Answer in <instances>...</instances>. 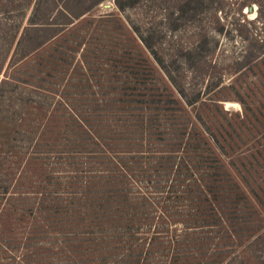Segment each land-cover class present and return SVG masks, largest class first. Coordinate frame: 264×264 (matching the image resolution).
Segmentation results:
<instances>
[{"label":"trees","instance_id":"trees-1","mask_svg":"<svg viewBox=\"0 0 264 264\" xmlns=\"http://www.w3.org/2000/svg\"><path fill=\"white\" fill-rule=\"evenodd\" d=\"M178 1L176 12L165 14V20L172 21L174 14L177 21L194 20L200 0ZM244 1L260 6L258 0ZM138 2L115 0V5L123 11ZM10 11L7 4L0 5L1 17ZM66 12H59L66 18L63 28L82 15ZM3 22L0 18V49L5 51L16 35ZM52 28L48 23L25 26L14 55L22 60L40 48L49 39L37 42L36 37ZM133 30L174 93L147 86L149 74L143 70L137 92L120 93L103 107L108 114L75 115L80 141L75 163H66L75 168V176L57 191H48L55 181L43 179V185L25 193L9 181L11 173L1 175L7 179L0 177V254H13L17 242L27 250L29 244L34 247L38 239L50 237L48 231L58 230L75 235V264H226L237 260L241 247L260 238L255 236L259 229L252 227L256 210L247 195L260 191L264 195L248 179L254 170L249 162L263 158L264 149H238L249 136L247 112L233 118L221 113L218 120L209 116V121L207 110L215 106V99L211 96L207 107L201 95L207 94L208 86L192 81L198 67L212 62L217 42L201 30L186 41L172 39L164 52L155 31ZM244 40L248 41L244 55L248 68L256 69L264 61V40ZM3 66L0 63V73ZM196 104L199 108L190 117L183 105ZM86 142L92 148L81 145ZM225 159L241 182L227 169ZM69 185H75V195ZM6 218L31 219L27 235L8 241ZM87 247L95 249L82 251ZM84 253L90 254L85 258Z\"/></svg>","mask_w":264,"mask_h":264},{"label":"rangeland","instance_id":"rangeland-1","mask_svg":"<svg viewBox=\"0 0 264 264\" xmlns=\"http://www.w3.org/2000/svg\"><path fill=\"white\" fill-rule=\"evenodd\" d=\"M127 1L120 0L121 4ZM175 3L179 1L140 0L133 8L121 11L115 0H0V5L7 4L11 9L3 17L0 14V18L16 35L7 50L0 49V63L4 64L0 73L2 179L7 178L1 175L11 173L9 181L25 193L43 185V179H50L56 184L48 191H57L69 184L68 177L75 176V168L66 164L67 160L75 163V146L80 141L75 134V115L108 114L103 107L117 100L120 93L125 95L128 89L137 92L143 70L149 74L147 86L174 93L133 27L143 34L155 31L164 52L172 39L186 41L201 30L212 37L217 43L210 67L200 66L201 71L198 67L192 80L202 88L208 86L207 94L201 95V101L207 100V107L213 101H209L211 96L215 99V106L208 107L207 119L210 121V116L218 120L221 113L233 118L247 112L249 136L239 143L238 149H264V61L250 70L248 57H244L248 42L245 37L264 40V0H258L260 6L244 0H200L194 20L177 21L176 14L172 21L165 20V14L176 12ZM67 9L82 15L72 18L63 28L66 18L59 12L67 15ZM30 23H48L53 31L37 36V42L49 40L20 60L14 55L15 45ZM183 107L193 117L199 104ZM81 145L92 148L87 142ZM33 152L39 157H34ZM224 161L232 176L241 182V177L228 166V159ZM249 163L254 167L249 181L256 192L264 190V157ZM71 191L75 195V185ZM257 193L247 197L256 210L252 227L259 229L255 236L260 238L241 247L237 260L226 264H264V195ZM10 219L4 222L10 232L4 233L8 241L27 235L31 219ZM57 231H48L50 237L38 239L34 247L29 244L27 250L14 243L19 246L13 251L15 256L0 254V264H25L26 260L30 262L27 264H75V235ZM37 247L42 248L33 250ZM94 249L87 247L82 251ZM85 254L90 253H84L87 258L89 255Z\"/></svg>","mask_w":264,"mask_h":264}]
</instances>
